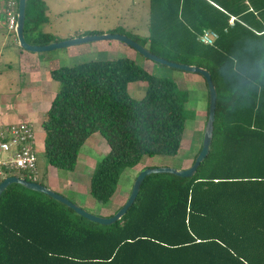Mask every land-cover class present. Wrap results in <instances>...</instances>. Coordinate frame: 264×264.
<instances>
[{
	"label": "trees",
	"instance_id": "trees-1",
	"mask_svg": "<svg viewBox=\"0 0 264 264\" xmlns=\"http://www.w3.org/2000/svg\"><path fill=\"white\" fill-rule=\"evenodd\" d=\"M46 12V0H26L28 43L55 40L40 29ZM205 30L217 35L211 45L199 41ZM132 39L209 71L216 102L208 155L191 177L147 175L110 225L8 185L0 194V264H264V0H148L147 33ZM49 77L58 89L41 122L48 164L73 170L95 133L109 146L89 176L95 201L109 202L122 172L143 155L178 152L193 112L172 79L125 56L60 66ZM135 81L146 83L140 99L127 90Z\"/></svg>",
	"mask_w": 264,
	"mask_h": 264
},
{
	"label": "rangeland",
	"instance_id": "rangeland-1",
	"mask_svg": "<svg viewBox=\"0 0 264 264\" xmlns=\"http://www.w3.org/2000/svg\"><path fill=\"white\" fill-rule=\"evenodd\" d=\"M46 5L48 9L46 12L47 22L43 23L40 29L44 33H48L46 32L48 30L58 32V35H54L55 40L62 39L64 36L73 38L90 33L113 31L130 38L142 37L147 33L148 0H46ZM5 36L7 37L6 33L0 31V42ZM41 55L45 56V63L49 65L41 66L40 71L47 76H49L50 70L60 67L58 65L72 66L91 60L129 57L148 72L172 79L179 90L186 92L184 107L187 111L193 112V116L187 118L185 122L180 147L174 156L143 155L137 166L126 168L122 172L111 200L104 204L95 201L88 191L89 176L96 162L109 150V146L102 136L95 133L86 140L81 147L77 164L73 170H58L50 166L44 156V131L39 122L35 123L38 119L32 121L37 156V175L34 181L48 187L51 186L49 187L51 190L63 195L91 214L107 217L117 207V204L119 205L127 199L135 176L140 170L161 166L185 169L190 166L201 146V134L206 122V107L208 106V90L201 75L154 62L143 57L130 46L115 40L81 43L43 52ZM24 74L21 79L13 77L10 84L12 88L25 87ZM11 75L15 76L17 73L12 72ZM127 90L132 98L140 99L145 94L146 83L143 81L131 82L127 85ZM24 98L25 95L21 96V94L17 96L5 95L0 97V102L2 101V104L4 103L6 106V104L19 103ZM10 115L13 117L16 115L15 123L25 121V110L20 112L13 107L10 109ZM9 121L14 122L13 119Z\"/></svg>",
	"mask_w": 264,
	"mask_h": 264
},
{
	"label": "water",
	"instance_id": "water-1",
	"mask_svg": "<svg viewBox=\"0 0 264 264\" xmlns=\"http://www.w3.org/2000/svg\"><path fill=\"white\" fill-rule=\"evenodd\" d=\"M25 5L26 0H18L17 1V14H16V26H15V38L17 40L18 46L21 49L34 52V53H43L47 51H52L56 49L66 48L69 46L93 42V41H106V40H115L124 43L125 45L133 48L137 53L141 54L143 57L148 58L154 62L159 64H164L168 67L181 69L187 72L198 73L204 79L207 85L208 90V114L207 119L202 131V141L201 147L197 155L195 156L192 164L185 169H176L167 166L155 167V168H144L140 170L132 183L129 195L125 200L124 204L115 211L111 216L108 217H100L94 214L89 213L85 209L81 208L77 204L69 201L66 197L61 194L56 193L51 190L48 186L41 184L35 181H28L22 177L10 175L4 177L0 181V194L3 190L10 184H19L22 187L38 192L43 193L46 196L52 198L55 201H58L65 205L66 207L73 210L77 215L97 224L101 225H110L118 221L128 210V208L133 204L139 189L140 185L143 182L144 178L151 173H168L173 174L178 177H191L200 163L204 160V158L208 155L210 144L212 140V131H213V121H214V113H215V102H216V91L215 87L211 81L210 73L203 67H199L196 65H187L183 63H176L172 61H168L161 57H158L151 53L146 47L134 41L132 38L127 37L126 35L119 33H100V34H87L79 37L67 38L62 40H55L47 44L36 45L30 44L25 40L24 37V18H25Z\"/></svg>",
	"mask_w": 264,
	"mask_h": 264
},
{
	"label": "crops",
	"instance_id": "crops-1",
	"mask_svg": "<svg viewBox=\"0 0 264 264\" xmlns=\"http://www.w3.org/2000/svg\"><path fill=\"white\" fill-rule=\"evenodd\" d=\"M0 31H3L7 35V37L5 36L0 42V97L5 95H25V98L16 104H6L5 106L4 103L2 104V101L0 102V124L15 123L16 115L15 117L10 115V109L15 107L20 112L25 110V122L33 126L32 121L38 119L35 123L39 122L41 126V122L44 119L42 116H45L55 91L58 89V84L40 71L41 66L49 65L45 63L44 55L21 49L18 43L16 44L17 46L13 44L14 39H16L15 36L6 32L4 29H0ZM46 32L52 35L59 34L58 32H51L49 30ZM69 37L71 36H64L62 39H67ZM53 61L56 62L55 60ZM57 62L59 63V61ZM12 72L17 73V75L12 76ZM23 74L26 78L25 87L19 88V86H17L12 88L10 84L13 77H19L21 79ZM10 119H13L14 122L9 121ZM124 202L125 201H122L119 205L117 204V207L112 210V213L108 214L107 217L117 211Z\"/></svg>",
	"mask_w": 264,
	"mask_h": 264
},
{
	"label": "built area",
	"instance_id": "built-area-1",
	"mask_svg": "<svg viewBox=\"0 0 264 264\" xmlns=\"http://www.w3.org/2000/svg\"><path fill=\"white\" fill-rule=\"evenodd\" d=\"M16 14L15 0H0V29L14 33ZM216 36L213 31L205 30L199 36V41L211 45ZM19 174L29 181H34L37 175L33 126L25 121L0 124V178L8 175L23 177Z\"/></svg>",
	"mask_w": 264,
	"mask_h": 264
},
{
	"label": "clouds",
	"instance_id": "clouds-1",
	"mask_svg": "<svg viewBox=\"0 0 264 264\" xmlns=\"http://www.w3.org/2000/svg\"><path fill=\"white\" fill-rule=\"evenodd\" d=\"M14 36H15V33H14ZM8 176H10V175H8ZM15 176V175H14ZM4 177H6V176H4ZM4 177H2V179L4 178ZM23 178V177H22ZM26 179V178H25ZM29 181V180H28ZM36 182V181H35Z\"/></svg>",
	"mask_w": 264,
	"mask_h": 264
}]
</instances>
